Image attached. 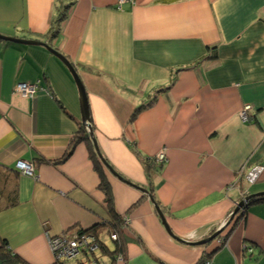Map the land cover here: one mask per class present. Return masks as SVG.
<instances>
[{"label": "crops", "instance_id": "1", "mask_svg": "<svg viewBox=\"0 0 264 264\" xmlns=\"http://www.w3.org/2000/svg\"><path fill=\"white\" fill-rule=\"evenodd\" d=\"M68 1L52 36L59 0H0V34L44 41L75 67L99 151L126 179L96 154L118 218L86 141L60 159L83 125L68 68L42 45L0 39V246L27 264H51L46 233L94 227L103 242L119 232L117 264H264V201L248 206L224 241L191 245L167 232L132 185L150 191L186 241L208 236L239 200L264 191V0ZM21 81L48 92L23 96L14 91ZM162 149L165 161L147 172L143 160ZM20 159L32 176L16 169Z\"/></svg>", "mask_w": 264, "mask_h": 264}, {"label": "trees", "instance_id": "2", "mask_svg": "<svg viewBox=\"0 0 264 264\" xmlns=\"http://www.w3.org/2000/svg\"><path fill=\"white\" fill-rule=\"evenodd\" d=\"M71 5H72V2H70L68 0H59V3L57 5L56 17L52 21V26L48 31V33H51L52 36H54L55 34H57L59 32L60 24L67 17L68 10H69ZM54 28H55V31H54ZM139 110H140V108L136 109L132 113L130 120H133L135 118V116ZM80 140H85L87 145H88L89 151L91 153V157L93 159L94 167L99 172V175L101 178L100 187L105 192L106 201L108 203L109 210L111 212L110 214L112 217V221H114L116 223L118 216L116 215V213L114 212V209L112 207V194H111V191L109 189L108 182L106 181L102 171L100 170V162L98 160V157L96 155V151H95L94 146H93L91 139L89 137L88 131L84 125L80 126V130L77 132L76 136L71 141L68 149L65 151L64 155L60 159L66 158L72 152L75 143H77ZM143 163L145 165L147 172H149V170H154V171L158 170V168L160 166L159 164H161V162H155L154 159H150V158L143 160ZM261 201H264V195L253 197V198L248 200V202L246 203V205L243 208H241L240 210H238L236 212L232 221L227 225L228 227L230 226L229 229L227 231H224L225 235H224V238L222 239L223 241L230 234V232L233 230L235 224H237L240 219L244 218L246 208L253 203H258ZM107 226L112 227V224H107ZM94 230H95L94 227L89 229V231H92V232H94ZM110 240L114 242L113 244H111L112 245L111 247L106 242L99 241V248L97 249V252H95V254H94L96 262L98 264H117V263H115L116 259L119 256H121V257L124 256L122 243L117 242L111 238H110ZM244 243L246 244L244 246V249L245 250L249 249V251H251V248H252L251 244L248 242H244ZM207 260H208V257H205L203 259L204 262ZM83 262H84L83 258L78 256L74 259L67 260V261H61V262L54 263V264H82ZM0 264H27V263H25V261L22 260L18 255L11 252L7 248L6 242L3 240L1 242V246H0Z\"/></svg>", "mask_w": 264, "mask_h": 264}, {"label": "built area", "instance_id": "3", "mask_svg": "<svg viewBox=\"0 0 264 264\" xmlns=\"http://www.w3.org/2000/svg\"><path fill=\"white\" fill-rule=\"evenodd\" d=\"M124 0H117V3L120 5ZM47 91L45 87H41L38 81L35 82H17L14 85V91L20 93L23 96L32 97L37 93V91ZM251 108V105L246 104L243 106L239 112V117L246 121L249 118L248 112ZM154 161L164 162L166 155L164 150L162 152L156 153L154 155ZM16 169L21 173L32 176L33 175V165L29 161L18 160L15 163ZM261 167L255 166L250 169L246 174V179L248 182H254L258 177ZM47 241L52 253L53 261L51 264L58 263L61 261H67L74 259L78 256L82 257L84 262L82 264H98L95 259V252L99 248V238L92 231L87 230H78L69 234H57V235H47ZM109 236L111 239L115 240L116 237L114 233L109 231ZM90 258H89V257ZM121 259L119 256L116 260Z\"/></svg>", "mask_w": 264, "mask_h": 264}, {"label": "water", "instance_id": "4", "mask_svg": "<svg viewBox=\"0 0 264 264\" xmlns=\"http://www.w3.org/2000/svg\"><path fill=\"white\" fill-rule=\"evenodd\" d=\"M0 39L3 40H9V41H14L17 43H22V44H39L42 45L44 47H46L49 51H51L55 56H57L68 68L69 72L71 73L75 84L77 86V90H78V94H79V98H80V107H81V122L82 124L86 127L89 137L91 139V142L94 146V149L96 151V154L98 155V157L100 158L101 162L114 174L116 175L118 178L126 181V179H124L121 175H119L114 169L113 167L104 159V157L102 156V154L99 151V147L97 145V140L93 134L92 131V126L90 124V120H89V111H88V104H87V95L84 89L83 84L81 83V80L77 74V71L75 69V67L72 65V63L70 61H68L55 47L51 46L50 44L41 41V40H37V39H26V38H20V37H11V36H5L0 34ZM128 182V181H127ZM129 183V182H128ZM134 186H136L139 190H141L142 192H144L145 194H147V196L149 197V199L152 201L156 211L158 212V214L161 217V221L165 227V229L167 230V232L176 240L191 244V245H201V244H205L208 241L214 239L215 237H217L218 235L222 234L225 227L232 221V219L234 218V215L236 214V212L238 210H240L241 208H243L246 203L248 202L249 199L256 197V196H262L264 195V191L261 192H256V193H250L246 196H244L241 200H239L236 205L234 206V208L232 209V211L230 212L227 220L225 221V223L223 225H221V227H218L217 229H215L211 234H209L208 236L199 239V240H195V241H186L185 239L180 238L179 236L175 235L172 230L170 229L169 225L167 224L164 215L159 207V205L154 201L150 191H148L147 189L140 187L138 185L132 184ZM224 235V233H223Z\"/></svg>", "mask_w": 264, "mask_h": 264}, {"label": "bare ground", "instance_id": "5", "mask_svg": "<svg viewBox=\"0 0 264 264\" xmlns=\"http://www.w3.org/2000/svg\"><path fill=\"white\" fill-rule=\"evenodd\" d=\"M159 152H162V150L158 151V153H159ZM88 230H89V229H88ZM112 233H114L115 236H116V237L114 238L115 241H117V242H121V241H120V235H119V232H118L116 229H114V230H112ZM123 257H124V256H123Z\"/></svg>", "mask_w": 264, "mask_h": 264}, {"label": "rangeland", "instance_id": "6", "mask_svg": "<svg viewBox=\"0 0 264 264\" xmlns=\"http://www.w3.org/2000/svg\"><path fill=\"white\" fill-rule=\"evenodd\" d=\"M224 231H225V230H224ZM224 231H223V232H224ZM61 234H62V233H61ZM65 234H68V233L65 232ZM106 239H107V240H106V243L109 244V245H111V244H112L111 241H110L108 238H106ZM251 257H252V259H254V258H255V255H252Z\"/></svg>", "mask_w": 264, "mask_h": 264}, {"label": "clouds", "instance_id": "7", "mask_svg": "<svg viewBox=\"0 0 264 264\" xmlns=\"http://www.w3.org/2000/svg\"><path fill=\"white\" fill-rule=\"evenodd\" d=\"M227 218H228V217H227ZM224 223H225V221H224ZM224 223H223V224H224ZM223 224H222V225H223ZM225 228H226V227H225ZM82 230H87V231H88V229H82ZM224 230H225V229H224ZM77 231H78V230H77ZM218 236H221V237H222L221 240L224 238L223 233L220 234V235H218Z\"/></svg>", "mask_w": 264, "mask_h": 264}]
</instances>
